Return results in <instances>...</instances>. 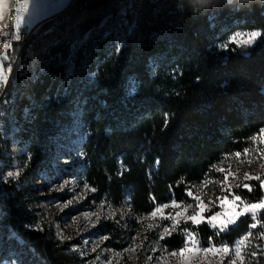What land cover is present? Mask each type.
Returning a JSON list of instances; mask_svg holds the SVG:
<instances>
[{
	"label": "trees",
	"instance_id": "16d2710c",
	"mask_svg": "<svg viewBox=\"0 0 264 264\" xmlns=\"http://www.w3.org/2000/svg\"><path fill=\"white\" fill-rule=\"evenodd\" d=\"M237 31L262 35L239 48L229 40ZM21 45H12L0 105V164L10 165L4 151L14 143L26 163L18 187L0 180V223L22 240L12 243L20 264L76 263L51 234L32 230L23 197L35 170L59 153L80 158L70 173L96 189V201L128 205L140 217L188 201L190 189L251 148L264 128V8L194 19L173 0H73ZM66 139L72 149H63ZM250 185L235 195L257 202L263 191ZM258 221L260 229L264 212ZM252 223L242 217L219 236L206 223L183 228L205 247L210 238L231 246ZM184 240L178 232L161 242L173 252Z\"/></svg>",
	"mask_w": 264,
	"mask_h": 264
},
{
	"label": "rangeland",
	"instance_id": "374dc122",
	"mask_svg": "<svg viewBox=\"0 0 264 264\" xmlns=\"http://www.w3.org/2000/svg\"><path fill=\"white\" fill-rule=\"evenodd\" d=\"M70 1L73 0H28L27 12L21 10L23 14V22L19 27L21 39L16 41L12 39V36L17 31L15 16L19 3H23L24 0H8L3 19H0V31L6 33V35L0 34V53H4L8 57L7 60L0 61V67L8 73V78L11 73L12 59L14 60L17 53L16 46L12 45L17 42L19 46L21 44L24 45L31 32L40 25L39 23L43 19L50 18L58 12L66 10L72 3ZM249 32L251 31H237L229 36V40L239 46V48H249L255 42L251 46H241L237 41L231 39L236 33L244 34L241 37H237V40L247 39L246 34ZM5 43H10L8 49L4 48ZM12 47L14 52L11 51ZM6 83H8V79L3 86H0V105L2 104L1 96H3V92L7 86ZM5 108L6 104L2 105V109ZM73 132H75V129ZM78 136L80 137V135ZM71 141L70 139H66L65 143L62 144L63 149H72L75 144ZM252 142V147L247 152L244 150L239 156L235 154L224 158L214 168V175L205 179L209 183L205 184L204 180L190 189L189 193L191 195H189L188 201L182 203L176 202L181 207L174 208L172 202L164 204L168 205V207L163 210V219H161L160 214L156 218H152L149 215L138 217L128 205L117 207L103 202L104 207L101 208L102 201H96L92 197L91 189L85 187L86 184L76 179L73 173H70L72 170L69 168L80 158L76 157L75 160L69 162L63 157L64 155L61 152L53 157L52 161L54 162H52V165H49L46 169L39 168L35 170L36 173L33 179L26 183L33 187L32 190H29V194L27 192L23 196L27 206L26 209H28L32 216L31 228L40 232L47 231L48 234H51L60 243L59 245L65 246L66 252L76 259L75 264H109V260L110 264H227L231 256L234 255L233 249L235 243L246 236L248 239L245 245L242 246V254L245 258L244 264H264V237L260 235L261 232H264V227L260 229L257 227L251 228L248 234L235 240L233 245L229 246V255L223 259L220 258V254L203 253L202 251L197 252L195 250L185 252L183 257L180 255L171 256L172 251L164 248L161 242L172 234H177L178 232L183 234V230L185 229L183 227L192 224L190 220H186V217L192 215L194 209L198 210L196 208L197 196H200L202 202L208 205V210L202 213L204 217H207L214 212L221 211L219 197L227 195L228 199L231 200L233 195H235V190L244 189L242 187L243 183H248L249 185L250 181L259 183L257 180H245L244 177L245 173H248L250 176L259 174L264 177V167H262L264 166V143H261L259 140ZM4 152L7 153L10 165L6 167V165L0 164V180L3 183L14 184L18 187L22 178H24L23 170L26 168V163L22 159L23 149L18 147L17 143H14L10 146L9 150H5ZM76 154L74 153V156ZM218 169H222L223 171H217ZM10 171L18 172L19 175L15 178L7 177ZM61 185L64 187L61 188ZM236 185H240V187H236ZM245 190L249 191L248 189ZM262 191V198H264V189ZM69 201H72V203H68ZM244 202L249 203L247 200ZM189 205L192 207H189ZM178 211L183 214L178 218L179 223L176 226V230L172 231L173 221L167 217L169 214L175 216ZM85 213L100 215L101 219L97 221L96 215L85 218ZM113 213L115 214L113 218H105L112 216ZM2 215L0 213V218ZM248 216L251 218L250 215ZM202 223H206L212 229L206 219L200 224ZM253 223H257V221H253ZM149 225H153V227L150 229ZM165 228H168L171 234L160 239L159 234ZM58 231L63 236L71 237L72 239L61 241L57 235ZM104 236L109 237V239L102 240L101 237ZM184 239L183 247L188 238L184 235ZM195 239L199 241L198 247L200 249L209 247L203 246L197 236H195ZM85 241L89 243L85 244ZM13 242H16L18 246L23 245L21 238L16 234L15 230L11 227L6 228L0 223V264H20L22 262L19 257V250L12 248ZM130 246L134 247L135 251L125 252L124 250L129 249ZM216 246L219 247L220 245ZM73 247H76L78 250L73 251ZM189 247H191V244H189ZM93 248L96 250L93 251ZM179 250L173 252L179 253ZM81 252L86 254L81 255ZM253 252L256 253L255 257L252 256ZM116 253H120L121 255H116ZM149 257L151 259H148ZM158 258L161 259L158 260ZM28 264L35 263L30 262Z\"/></svg>",
	"mask_w": 264,
	"mask_h": 264
},
{
	"label": "snow or ice",
	"instance_id": "6c2138e0",
	"mask_svg": "<svg viewBox=\"0 0 264 264\" xmlns=\"http://www.w3.org/2000/svg\"><path fill=\"white\" fill-rule=\"evenodd\" d=\"M8 4V0H0V19H3V16L5 14L6 11V7ZM21 10H23V12H27L28 10V0H24L23 3H19V8L17 9V13L15 16V26H16V33L12 36L13 40L19 41L21 39V35L19 34V27L21 25V23L23 22V14L21 12ZM0 34H4L6 35V33H2V31H0ZM244 34L241 33H236L233 37H231L232 40L237 41L238 44H240L241 46H251L258 37H260L262 35V33L260 31H251L249 33H247V39H242V40H237V37H241ZM227 45H220V47H226ZM10 47V43H5L4 44V48L8 49ZM117 51H119V49H117ZM247 54V53H245ZM8 57L4 54V53H0V61L3 60H7ZM8 79V73L6 71L3 70L2 67H0V86H3V84L7 81ZM262 92H264V89L261 90ZM165 124H167V119L165 120ZM252 141H257L259 140L261 143H264V128H261L259 130V134L258 135H253L251 137ZM248 149H245V152H247ZM237 156L240 155V153H236ZM264 167V166H262ZM217 171H223L222 169H218ZM19 173L18 172H8L7 177H12L15 178L16 176H18ZM245 180H257L259 181V187L261 189H264V177H262L261 175L257 174L255 176H250L248 173L244 174ZM225 179H227V177H225ZM205 184L209 183V181L205 180L204 181ZM61 188H63L64 186L61 185ZM85 187H88L87 185H85ZM236 187H240V185H236ZM242 187L244 189H248L249 191H252V187L248 184V183H243ZM92 191H96V189H91ZM230 191V189H229ZM189 195H191V193H189ZM197 200V206L196 209H194L193 214L190 216L186 217V220H190L192 224L195 225H199L201 222H203L205 219L207 220V223L212 227V229L214 230V235L219 236L222 233L228 231L229 226L230 225H234L238 218L240 217H244V216H248L250 215L253 221H258V214L264 212V198H260L258 200V202L255 203H245L241 197L239 195H233L232 199L229 200L227 195L221 196L219 197L220 200V208L221 211L219 212H214L213 214L204 217L202 215L203 212L208 210V205H205L200 196L196 197ZM68 203H72V201H69ZM172 206L175 207H181L180 205L176 204V201L173 200L172 201ZM104 207V204L102 202L101 204V208ZM109 207H111L109 205ZM168 205H158L156 208H154L152 210L151 213H149L148 215L152 218H156L158 216V214L161 215V219H163V210L165 208H167ZM189 207H192L191 205H189ZM182 212H176L175 216H172L171 214H169V216L167 217L168 219H171L173 221V227H172V231L176 230V226L179 223V217L182 215ZM92 215H96V219L97 221H99L101 219L100 215L94 214V213H85L84 216L85 218H89ZM114 213L112 214V216L109 217H105V218H113L114 217ZM75 219V218H74ZM262 227H264V224L261 225ZM153 227V225H149V228L151 229ZM251 228H256L257 227V223H253L250 226ZM171 232L169 231L168 228H165L160 234L159 237L160 239H163L165 236L170 235ZM183 234L188 238L185 246L183 248H181L179 250V253L177 252H172L170 255L171 256H177L180 255L181 257H183L185 252H191L193 250L200 252L202 251L203 253H213V254H220V258L223 259L225 256L229 255L230 249L229 246L226 243H222L219 247H217L216 245L211 243V238H210V244L208 248H203L200 249L198 247L199 241L195 239V235L193 233H189L187 228H185L183 230ZM57 235L59 237V239L61 241H64L66 239L70 240L72 239L71 237H65L63 236L59 231L57 232ZM249 235H251V233H249ZM260 235L262 237H264V232H261ZM102 240H107L109 239V237L104 236L101 237ZM248 239V237H243L240 240H238L235 243L234 246V255L231 256V258L228 260L227 264H244V255L242 254V246L245 245L246 240ZM133 240H135V238H133ZM159 242V241H157ZM85 244L89 243L88 241L84 242ZM189 244H191V247H189ZM73 251H77L78 249L76 247L72 248ZM93 251H95L96 249L93 248ZM125 252L127 251H135V248L130 246L129 249H125ZM81 255H85L86 253L81 252ZM116 255H121L120 253H116ZM252 256L255 257L256 253L253 252ZM97 259H99V257H97ZM148 259H151V257H149ZM161 258H158V260ZM109 264H110V260H109Z\"/></svg>",
	"mask_w": 264,
	"mask_h": 264
},
{
	"label": "clouds",
	"instance_id": "9594fccd",
	"mask_svg": "<svg viewBox=\"0 0 264 264\" xmlns=\"http://www.w3.org/2000/svg\"><path fill=\"white\" fill-rule=\"evenodd\" d=\"M173 3L176 12L194 19L225 8L236 12L264 8V0H173Z\"/></svg>",
	"mask_w": 264,
	"mask_h": 264
},
{
	"label": "water",
	"instance_id": "95a60500",
	"mask_svg": "<svg viewBox=\"0 0 264 264\" xmlns=\"http://www.w3.org/2000/svg\"><path fill=\"white\" fill-rule=\"evenodd\" d=\"M71 2H72V1H70V3H71ZM66 8H67V7H66ZM66 8H65V9H66ZM59 13H61V12H58L57 14H59ZM57 14H55V15H57ZM55 15L51 16L50 18L54 17ZM50 18L43 19L39 24H41L42 22H44V21H46V20H48V19H50ZM39 24H38V25H39Z\"/></svg>",
	"mask_w": 264,
	"mask_h": 264
}]
</instances>
